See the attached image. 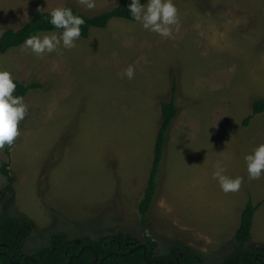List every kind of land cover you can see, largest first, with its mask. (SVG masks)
I'll list each match as a JSON object with an SVG mask.
<instances>
[{
  "label": "rangeland",
  "instance_id": "1",
  "mask_svg": "<svg viewBox=\"0 0 264 264\" xmlns=\"http://www.w3.org/2000/svg\"><path fill=\"white\" fill-rule=\"evenodd\" d=\"M118 1L88 9L80 0H0V36L45 8L94 15ZM174 3L181 27L171 38L112 19L71 50L0 54L14 81L41 86L24 98L28 112L9 154L0 150V169L6 165L13 181L8 215L33 224L25 254L47 247L55 233L95 241L122 232L141 244L149 236L156 255L181 244L204 264H221L248 201L260 206L247 246L264 245V175L249 179L244 160L264 143V113L242 124L252 102L264 99V0ZM173 78L179 111L143 222L137 207ZM217 160L226 175L244 178L239 191L224 193L212 178ZM6 185L0 171V215Z\"/></svg>",
  "mask_w": 264,
  "mask_h": 264
},
{
  "label": "trees",
  "instance_id": "2",
  "mask_svg": "<svg viewBox=\"0 0 264 264\" xmlns=\"http://www.w3.org/2000/svg\"><path fill=\"white\" fill-rule=\"evenodd\" d=\"M130 2L131 0H119L117 5L112 9L94 15H87L70 7L74 14L83 17L85 20L80 38L86 39L91 29H105L112 19L133 22L134 20L128 12V4ZM145 2L146 0H141V3ZM48 13L36 11L31 19L19 29L4 31L0 36V54H5L9 50L19 48L28 36L42 32L62 31L53 28L48 23L50 19ZM14 82L17 85L14 95L24 98L29 91L38 90L41 87L37 83L25 86L19 82ZM175 93L176 80L173 78L169 100L160 103L161 115L154 142L153 161L147 184L137 207L143 222H145L146 215L156 195L157 175L167 139V132L179 111L175 102ZM263 113L264 99L254 100L252 102L251 115L242 124L245 126L254 116ZM10 148L7 145L5 146V154H9ZM0 171L7 181L4 197L8 196L3 204L0 215V264H25V257H29L26 264H68L70 256L77 255L82 247L88 246L92 250L86 248L79 258L72 260L70 264H93L95 255L98 257V262L102 260V264H204L190 248L184 245L174 244L169 248L166 255H156L155 244L149 236H146L145 242L141 244L135 242L122 232L95 241L87 238H80L75 241L68 239L62 233H55L50 237L47 247L27 255L24 253V248L27 238L32 232L33 224L29 220L13 218L8 215V210L14 201L13 181L8 174L6 165H3ZM259 206L260 204L254 205L251 201L245 204L233 237L235 242L234 250L223 259L221 264H260L255 260L256 255H259V258L264 263V245L247 246L251 238L253 217ZM140 245H144L146 248V259H144V252L139 247ZM130 250L132 251L128 255L127 253Z\"/></svg>",
  "mask_w": 264,
  "mask_h": 264
},
{
  "label": "clouds",
  "instance_id": "3",
  "mask_svg": "<svg viewBox=\"0 0 264 264\" xmlns=\"http://www.w3.org/2000/svg\"><path fill=\"white\" fill-rule=\"evenodd\" d=\"M88 9L96 7V0H80ZM42 9L41 11H45ZM131 18L141 27L164 38H171L173 29L181 27L179 10L174 0H131L128 4ZM53 28L62 31L42 32L28 36L20 45V51L30 50V54L43 57L45 54L57 52L61 47L71 50L82 35L83 17L74 14L70 7H56L48 13ZM124 75L133 79L135 68L128 66ZM12 72L0 67V150L7 145L11 147L20 135L19 125L27 115L28 108L24 97L14 95L16 91ZM248 178L255 180L264 175V143L257 145L250 154L244 157ZM212 178L219 184L224 193H235L240 190L244 178L226 175L223 160L214 163Z\"/></svg>",
  "mask_w": 264,
  "mask_h": 264
},
{
  "label": "water",
  "instance_id": "4",
  "mask_svg": "<svg viewBox=\"0 0 264 264\" xmlns=\"http://www.w3.org/2000/svg\"><path fill=\"white\" fill-rule=\"evenodd\" d=\"M139 247H141L143 249V254H144V259H146V248L144 245H140ZM88 248L90 250H92L91 247H82L81 250L79 251V253L77 255H72L70 256L69 258V261H68V264H70L72 262V260H76L79 258V256L83 253V251ZM132 250H130L127 254L129 255L131 253ZM29 259V257H25V264H26V261ZM255 260L257 262H259L260 264H264L263 261H261V259L259 258V255H256V258ZM13 263V262H12ZM13 264H16V263H13ZM93 264H102V260L100 262H98V257L95 255V258H94V261H93Z\"/></svg>",
  "mask_w": 264,
  "mask_h": 264
}]
</instances>
